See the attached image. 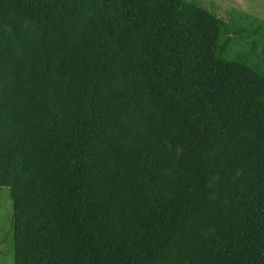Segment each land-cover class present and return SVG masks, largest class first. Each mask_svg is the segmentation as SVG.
<instances>
[{
    "label": "trees",
    "instance_id": "1",
    "mask_svg": "<svg viewBox=\"0 0 264 264\" xmlns=\"http://www.w3.org/2000/svg\"><path fill=\"white\" fill-rule=\"evenodd\" d=\"M188 0H0L12 264H264V70Z\"/></svg>",
    "mask_w": 264,
    "mask_h": 264
},
{
    "label": "rangeland",
    "instance_id": "2",
    "mask_svg": "<svg viewBox=\"0 0 264 264\" xmlns=\"http://www.w3.org/2000/svg\"><path fill=\"white\" fill-rule=\"evenodd\" d=\"M223 23L217 52L226 60L245 61L264 70V0H188ZM11 205L0 188V264H12Z\"/></svg>",
    "mask_w": 264,
    "mask_h": 264
}]
</instances>
